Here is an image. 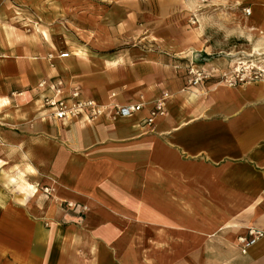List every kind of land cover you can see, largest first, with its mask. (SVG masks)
Wrapping results in <instances>:
<instances>
[{
	"label": "crops",
	"instance_id": "obj_1",
	"mask_svg": "<svg viewBox=\"0 0 264 264\" xmlns=\"http://www.w3.org/2000/svg\"><path fill=\"white\" fill-rule=\"evenodd\" d=\"M175 16L176 0H0L15 22L0 34L3 183L22 202L30 182L51 189L16 206L0 188V264H264V236L246 253L237 240L264 230V84L186 85ZM55 86L143 108L60 121L42 107Z\"/></svg>",
	"mask_w": 264,
	"mask_h": 264
},
{
	"label": "rangeland",
	"instance_id": "obj_2",
	"mask_svg": "<svg viewBox=\"0 0 264 264\" xmlns=\"http://www.w3.org/2000/svg\"><path fill=\"white\" fill-rule=\"evenodd\" d=\"M9 7L11 14L16 15L18 23L23 25L19 14L22 12L17 5L12 1ZM248 7L252 11L250 16L244 12ZM263 9L264 0H176L175 35L180 45L177 46L176 60L185 84L189 86L187 70L195 65L204 69L215 67L219 74L224 72L234 77H243V81L237 84L264 81V33L258 29L255 20L262 16ZM14 24L15 22L0 23V34ZM13 29L15 30L14 27ZM212 80L226 83L219 75L208 78V81ZM10 97L14 104V97ZM1 104L7 105L6 101H1ZM5 110L6 108L0 109V116ZM11 129L14 126L0 117V159L3 160V163L0 162L3 169H0V188L5 190L6 195L10 196L9 201L16 206L43 204V201L47 204L48 199L41 196H44V185L39 182H30L36 186L38 192H32L31 198L26 202L19 200L20 193L3 183L4 172H7L8 138L11 135L13 137V133L9 132ZM18 172L16 170L14 174ZM54 204L51 200L50 207ZM73 205L69 201L62 204V207L71 209Z\"/></svg>",
	"mask_w": 264,
	"mask_h": 264
},
{
	"label": "built area",
	"instance_id": "obj_3",
	"mask_svg": "<svg viewBox=\"0 0 264 264\" xmlns=\"http://www.w3.org/2000/svg\"><path fill=\"white\" fill-rule=\"evenodd\" d=\"M244 12L249 13V8H245ZM68 52H60L58 55L53 53H48L46 55L47 60L52 61L56 56L67 57ZM188 73V83L190 86H196L201 84L204 80L217 74L221 76L226 83L229 85H235L243 81V77H234L227 75L224 72L219 74L218 68L204 69L201 67H190L187 70ZM237 78V79H236ZM44 81L39 83V86L44 85ZM55 91L52 95H44L42 97V107L49 109L48 117L60 121H68L73 118H88L94 119L99 115H107L109 117H128L140 109L143 105L140 102L127 103V104H114V105H104L97 102L92 98H84L81 95V90L78 86L73 87L68 93H61L58 87H54ZM167 98V94L164 93L157 101L154 102L149 110V116L147 117V123L152 122V118L162 113L164 111V103ZM50 188L44 187L43 193L49 194ZM69 204V203H68ZM70 205V204H69ZM71 206V205H70ZM264 236V230L249 226L244 235L238 237V244L241 253H246L247 249L256 243L261 237Z\"/></svg>",
	"mask_w": 264,
	"mask_h": 264
},
{
	"label": "bare ground",
	"instance_id": "obj_4",
	"mask_svg": "<svg viewBox=\"0 0 264 264\" xmlns=\"http://www.w3.org/2000/svg\"><path fill=\"white\" fill-rule=\"evenodd\" d=\"M249 8V13L247 14V16L248 15H250L251 13H252V11H251V8L250 7H248ZM254 19L256 18V17H253ZM255 20H257V26H258V29H261L262 30V32L264 33V9H263V12H262V16L259 18V19H255ZM255 30V29H254ZM257 31V30H256ZM238 63H241V62H238ZM244 63V62H243ZM223 86L225 85V86H231V85H229V84H227V83H221ZM261 84H264V81H262L261 82ZM140 103H142V102H140ZM114 104H118V103H111V104H104V105H114ZM142 105H143V103H142ZM143 108V107H142ZM141 110V109H140ZM139 110V111H140ZM165 112V107H164V111L162 112V113H159L158 114V116L159 115H162L163 113ZM103 114H101V115H99L98 117H100V116H102ZM133 115V114H132ZM131 116V115H130ZM157 116V115H156ZM129 117V116H128ZM97 118V117H96ZM86 119H88V118H86ZM95 119V118H94ZM154 119V117L152 118V120ZM88 120H92V119H88Z\"/></svg>",
	"mask_w": 264,
	"mask_h": 264
}]
</instances>
